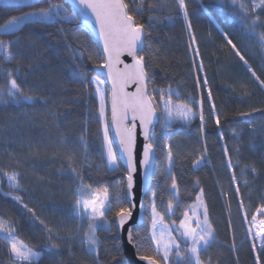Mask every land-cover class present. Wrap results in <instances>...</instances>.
<instances>
[{
	"label": "trees",
	"instance_id": "1",
	"mask_svg": "<svg viewBox=\"0 0 264 264\" xmlns=\"http://www.w3.org/2000/svg\"><path fill=\"white\" fill-rule=\"evenodd\" d=\"M29 2L39 8L49 0ZM244 2L248 16L242 19L231 0H185L190 29L177 0H143L142 6L140 0L130 3V8H140L137 19L144 26L140 54L149 90L171 86L181 98H193L194 111L199 112L202 105L205 116L202 129L198 116L189 123L175 120L168 126L157 114L155 162L143 206L144 224L135 229L139 233L133 244L137 257L152 254V193H156L157 209H166L174 177L180 190L179 207L166 218L169 224L174 220L177 226L184 209L203 190L215 237L201 252L204 264H256L257 255L264 264V250L255 246L254 252L248 240L252 215L264 206V47L259 39L264 33V8L252 12L253 0ZM7 3L0 0V24L12 15L35 10L25 0ZM256 15L260 21L253 33L248 24ZM80 28L76 22L61 20L27 23L15 35L0 34V39L13 42L14 54L10 61L0 54V169L17 172L27 192L18 193L22 202H15L1 182L0 218L11 221L13 235L41 253L38 264H127L115 224L119 206L127 205L126 177L123 169L105 167L99 105L93 85L85 80V75L88 80L98 77L103 56L90 32ZM9 71L33 100L17 102L8 97ZM233 132L238 135L234 137ZM202 156L200 165L194 167ZM81 182L97 191L108 189L110 210L105 220L112 228L97 230V245L92 249L77 238L84 239L74 216V194ZM52 244L58 249L53 250ZM0 264H14L3 240Z\"/></svg>",
	"mask_w": 264,
	"mask_h": 264
},
{
	"label": "snow or ice",
	"instance_id": "2",
	"mask_svg": "<svg viewBox=\"0 0 264 264\" xmlns=\"http://www.w3.org/2000/svg\"><path fill=\"white\" fill-rule=\"evenodd\" d=\"M29 7L35 10L23 13L21 15H12L7 18L4 23L0 24V34L15 35L23 24L27 23H55L61 20H70L81 25L80 30L98 29V34L103 41L104 55L102 62L98 64L101 69H106V75L111 82L110 93L106 98V92L102 88L105 83L103 80L93 77L91 80H85L89 84H95V95L99 98L98 118L103 125V142L106 149V165L109 171L124 170L126 177V194L128 196L127 205L121 204L116 211L118 230H123L124 226L132 219L133 212L137 208V194L134 189L137 188L136 174L142 171L147 177L154 162V142L156 132L154 130V121L158 120V113L162 116L167 125L179 119L184 122H190L192 119L198 118L201 121L203 129L205 116L201 110L196 112L192 108L193 98H181L178 92H175L169 86L167 89H156L153 87L149 90V77L146 71V64L142 51V32L143 25L138 22L140 8H130V3L135 4V0H49L46 7L35 8L29 0ZM178 6L183 10V18L191 28L188 20V11L185 0H177ZM234 7H238L241 11L242 19L248 16V7L244 0H231ZM68 4V6H66ZM142 6L143 0H140ZM257 8H264V0H253L252 12ZM260 21V16L256 15L248 27L251 32L255 33V28ZM262 47H264V33L259 36ZM193 42L195 38L193 37ZM12 41L0 39V54L3 59L10 61L14 59L11 51ZM228 43L235 49V45L229 39ZM127 54L132 57V64L124 63L121 59ZM240 55L239 51L236 53ZM197 55L199 52L197 50ZM240 59L244 57L240 55ZM247 64V61H244ZM120 65H123L121 68ZM202 68V64H201ZM255 76V72L252 73ZM7 95L11 99L19 102L21 99L31 101L33 97L25 95L24 91L13 78L11 71L8 72ZM257 79H259L257 77ZM199 84V80L197 81ZM207 84V79L204 80ZM130 85H135L134 91H127ZM211 100V92L208 93ZM7 103V101H4ZM110 102V113L106 111ZM215 112V105H212ZM138 121V125H137ZM216 124L219 126L220 117H215ZM137 126L141 130L143 138L142 148L137 152ZM110 129H114L115 137L118 140V149L113 148V140L110 137ZM222 138V136H221ZM167 162L169 171L172 167V152L169 147L167 153ZM202 156L194 162V167L200 165ZM71 167V165H70ZM228 167H232L229 160ZM3 171V170H0ZM73 172L76 169L72 168ZM253 171H255L253 169ZM7 178L9 186L19 188V174L3 172ZM233 181L236 177L233 173ZM198 183V181H197ZM179 187L175 178H172L171 190L167 208L158 210L156 206V193H152V217L150 230V243L155 245L151 249L152 254H140L138 258L146 261V264H204L201 259L202 250L209 247L210 242H214V229L209 221L207 206L203 199V190L196 197V203L189 207V210L183 212V219L179 221L175 231L178 235H173L172 225L176 221H172V225L167 223L166 218L174 213L175 208L179 207L178 196ZM237 193L239 189L237 188ZM75 204L74 213L80 216L81 220L87 221V231L84 233V243L89 249L95 248L97 245L96 232L98 229H107L111 231L112 226L105 220V208L108 201V189L97 191L91 185H85L81 182V187L74 194ZM12 199L21 201L19 196ZM119 199V198H117ZM22 202V201H21ZM143 197L139 200V205L143 207ZM27 208V205H24ZM200 209H203L202 214ZM110 210V206H108ZM29 212H33L28 208ZM264 213V206L257 208L256 214L252 215L251 227L255 228V236L264 241V217L258 219V216ZM34 214V213H33ZM99 221V223H97ZM47 227V226H45ZM49 232L52 230L47 229ZM15 231L14 225L9 220L0 218V240H3L13 258L14 264H38L41 253L25 242L13 235ZM139 235L133 228L127 229V239L129 243L136 244V237ZM51 239V237H49ZM183 241V246L180 241ZM58 245L52 244L53 250L58 249ZM255 245L253 251L255 252ZM264 250V246H262ZM175 257V261L170 258ZM159 258V259H158ZM256 264H261L260 256H256Z\"/></svg>",
	"mask_w": 264,
	"mask_h": 264
},
{
	"label": "water",
	"instance_id": "3",
	"mask_svg": "<svg viewBox=\"0 0 264 264\" xmlns=\"http://www.w3.org/2000/svg\"><path fill=\"white\" fill-rule=\"evenodd\" d=\"M70 3H71V0H68V4H70ZM68 4H66V5L68 6ZM88 31L93 36V38H94L95 42L97 43V45L99 46L100 51H101L102 56H103L104 55V52H103V41L99 37L98 29H95V30L88 29ZM143 38H144V33L142 32V48H143ZM121 59L124 61V63H127V64H132L133 63L132 57L128 56L127 54L123 55L121 57ZM120 67L122 68L123 65H120ZM96 73H97V76L105 82V84L107 86V93L109 95L110 93L108 92V90H110V88H111V82L107 78L106 69L98 68L96 70ZM134 90H135V85H130L127 88V91H129V92L134 91ZM108 112L110 113V102L108 103ZM156 123H157V120L154 121V127H155ZM137 125H138V121H137ZM136 131H137V152L139 153V151L142 148V144H143L144 141H143V138H142V135H141V130H140L139 126H137V130ZM110 136H111V138L113 140L114 150L118 149L119 143H118V140L115 137L114 129H110ZM153 151H154V149H153ZM154 153H155V151H154ZM154 162H155V155H154ZM154 162H153L152 168H151L150 172L148 173L147 177H145L143 175L142 171H138V173L136 174L137 188L134 189V191L137 194V208L133 212L132 219L124 226V229L123 230H118L117 229L119 237H120V241H121V247H122V250H123V255L125 257V260H126L127 264H146V261H141L136 256L134 245L132 243L128 242L127 229L129 227H131V228H133L135 230L137 227H140L142 225V223H143V220H144L143 207L142 208L140 207L139 200H140L141 197H143V200L145 201V196H146V194L148 193V191L150 189L151 177H152L153 168H154ZM125 197H126V200L128 201V196L126 194V189H125ZM143 206H144V203H143ZM117 223H118V220H117V217H116L115 224L117 225Z\"/></svg>",
	"mask_w": 264,
	"mask_h": 264
},
{
	"label": "rangeland",
	"instance_id": "4",
	"mask_svg": "<svg viewBox=\"0 0 264 264\" xmlns=\"http://www.w3.org/2000/svg\"><path fill=\"white\" fill-rule=\"evenodd\" d=\"M5 1H9V3H11V2H19V0H5ZM9 3H7V4H9ZM98 79H100L99 77H97ZM100 80H102V79H100ZM93 85V88H94V95H95V89H96V85L93 83L92 84ZM102 88L105 90V92H106V98H107V96H108V93H107V86H106V84L104 83L103 85H102ZM95 97H96V99H97V101H98V105H99V98H98V96H96L95 95ZM106 111L108 112V105H107V108H106ZM176 120H179V119H176ZM175 121V120H174ZM173 121V122H174ZM172 122V123H173ZM186 123H189V122H186ZM101 128H102V138H103V125H102V123H101ZM110 134V133H109ZM238 135V133L237 132H233V136L234 137H236ZM111 137V136H110ZM103 144H104V142H103ZM114 148V147H113ZM104 151H105V156H106V149H105V147H104ZM167 168H168V171H169V166H168V162H167ZM0 170H2V169H0ZM3 172H6V171H0V185H1V182L3 183V181H4V183H5V185H6V187L12 192L9 196L11 197V199H12V197H14V196H18V193H27L26 191H25V189H24V187H23V185L21 184V181H20V175H19V177H18V179H19V183H20V187L19 188H12V187H10L9 186V183H8V180H7V178L3 175ZM15 171L14 170H12V171H10V172H8L9 174H11V173H14ZM15 173H17V172H15ZM242 182V184H246L247 182H245V180H242L241 181ZM1 194L2 195H4V196H8V195H6L4 192H1ZM27 195V194H26ZM147 195V194H146ZM30 195H28L27 196V198L29 199L30 197H29ZM146 197V196H145ZM12 200H14V199H12ZM15 202H18L19 203V201H16V200H14ZM196 203V202H195ZM194 203V204H195ZM194 204H192V205H194ZM191 206V205H190ZM190 206H188V207H186L185 209H184V211H187V210H189V207ZM108 209V201L106 202V208H105V212H106V210ZM151 209H152V203H151ZM200 211V213L202 214V212H203V209H200L199 210ZM74 216H75V219H77V221H78V223L80 224V226H81V228H82V231H84V233L87 231V221H84V220H81V218H80V216H78V215H76L75 213H74ZM151 217H152V210H151ZM170 217V216H169ZM261 217H264V213H261L259 216H258V219H260ZM97 223H99V221L97 222ZM170 225H172V224H170ZM172 227H173V229H174V231H173V235H178V233L175 231V228H176V225H172ZM149 229L151 230V222H150V225H149ZM77 238H79L80 240H84L83 238L81 239V236H78ZM56 240H58L57 238H56ZM61 240V238L59 237V240L58 241H60ZM182 241V240H181ZM183 241H182V246H183ZM211 243V242H210ZM155 247V245H153V248ZM260 248H262V247H260ZM173 258V257H172ZM175 258V257H174Z\"/></svg>",
	"mask_w": 264,
	"mask_h": 264
},
{
	"label": "built area",
	"instance_id": "5",
	"mask_svg": "<svg viewBox=\"0 0 264 264\" xmlns=\"http://www.w3.org/2000/svg\"><path fill=\"white\" fill-rule=\"evenodd\" d=\"M250 227H251V223H250ZM254 234H255V228H252V232L249 233L248 240L258 248L264 246V241H262L259 237H256Z\"/></svg>",
	"mask_w": 264,
	"mask_h": 264
},
{
	"label": "bare ground",
	"instance_id": "6",
	"mask_svg": "<svg viewBox=\"0 0 264 264\" xmlns=\"http://www.w3.org/2000/svg\"><path fill=\"white\" fill-rule=\"evenodd\" d=\"M143 217H144V214H143ZM143 224H144V220H143V223H142V225H141V226H143ZM141 226H140V227H141Z\"/></svg>",
	"mask_w": 264,
	"mask_h": 264
}]
</instances>
